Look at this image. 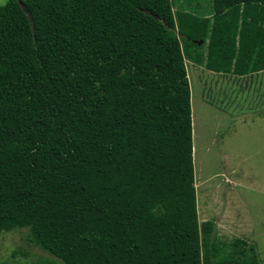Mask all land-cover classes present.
Here are the masks:
<instances>
[{"label": "trees", "instance_id": "trees-1", "mask_svg": "<svg viewBox=\"0 0 264 264\" xmlns=\"http://www.w3.org/2000/svg\"><path fill=\"white\" fill-rule=\"evenodd\" d=\"M192 1L0 4V233L25 228L49 255L34 264H206L184 60L204 40L207 56L224 39L263 55L264 0ZM241 5L258 31L225 20L215 41ZM235 239L238 264H258Z\"/></svg>", "mask_w": 264, "mask_h": 264}, {"label": "rangeland", "instance_id": "rangeland-1", "mask_svg": "<svg viewBox=\"0 0 264 264\" xmlns=\"http://www.w3.org/2000/svg\"><path fill=\"white\" fill-rule=\"evenodd\" d=\"M4 1L0 0V4ZM198 2L202 4L203 0L192 1L191 5ZM192 8L205 15L198 7ZM247 8L252 10L255 6L241 5L238 11L229 9L220 19L213 20V39L216 41L220 30L225 31V20L233 25L235 19V34L241 29L249 38L254 35L256 27L243 26L249 21L243 12ZM253 13L252 17L257 18L261 12L256 9ZM197 43H202L197 50L202 61L184 60V65L190 89L197 220L206 226L203 238L199 236L201 251L208 256L204 262L238 264L241 256L233 247L238 237L245 241V247L252 245L258 264H264V77L258 79L256 87H246L254 77H239V69L247 61L246 53L236 44L230 48L225 46V39L216 42L207 56V40ZM225 176L230 181L235 178V186L225 187ZM25 232V228H18L0 233V264H34L49 256L28 243ZM20 248L27 255L12 257V251Z\"/></svg>", "mask_w": 264, "mask_h": 264}, {"label": "crops", "instance_id": "crops-1", "mask_svg": "<svg viewBox=\"0 0 264 264\" xmlns=\"http://www.w3.org/2000/svg\"><path fill=\"white\" fill-rule=\"evenodd\" d=\"M209 13L207 11V12H205V15H203V16H208ZM251 56L252 57H250V54H245V59H244L248 63V64L244 65V68H246L247 70L249 69V71L245 74H242L243 76L239 75V77H245L247 75L248 79H249V77H254L253 81L249 80V82L246 83L247 84L246 87H248L250 89L253 88V86L256 87V85H258V83H259L258 79H260L262 76L264 77V66L261 65V63H263V61H264V59H263L264 54L262 55L261 49H257V51H255L254 54ZM244 82H245V80H243V83ZM229 179H230V177L225 176V180H227L226 181L227 185L231 184L232 186H235V184H236L235 178H233L234 180H232V181H230Z\"/></svg>", "mask_w": 264, "mask_h": 264}, {"label": "clouds", "instance_id": "clouds-1", "mask_svg": "<svg viewBox=\"0 0 264 264\" xmlns=\"http://www.w3.org/2000/svg\"><path fill=\"white\" fill-rule=\"evenodd\" d=\"M192 149V148H191ZM192 151V150H191ZM227 181V180H226Z\"/></svg>", "mask_w": 264, "mask_h": 264}]
</instances>
